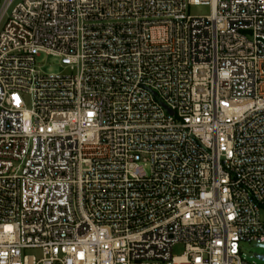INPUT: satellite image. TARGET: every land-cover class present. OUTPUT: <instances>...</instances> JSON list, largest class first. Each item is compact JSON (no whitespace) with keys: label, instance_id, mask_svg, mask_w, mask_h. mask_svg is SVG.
I'll return each mask as SVG.
<instances>
[{"label":"built area","instance_id":"obj_1","mask_svg":"<svg viewBox=\"0 0 264 264\" xmlns=\"http://www.w3.org/2000/svg\"><path fill=\"white\" fill-rule=\"evenodd\" d=\"M253 244L264 0H1L0 264H254Z\"/></svg>","mask_w":264,"mask_h":264},{"label":"rangeland","instance_id":"obj_2","mask_svg":"<svg viewBox=\"0 0 264 264\" xmlns=\"http://www.w3.org/2000/svg\"><path fill=\"white\" fill-rule=\"evenodd\" d=\"M19 1L22 0H17V2ZM189 13L190 15L193 16H206L210 14V9L204 6H192L189 8ZM37 64L40 67L41 71L45 74H56L62 71V68L60 67L59 59L51 55L42 54L37 59ZM25 102L28 108H30L32 105L31 97L26 96ZM148 172H150L149 169ZM184 251H185L184 245L181 244L176 245L173 249V256H180L184 253ZM244 251L249 263L264 264V260H260L254 256L255 254L257 255L264 254V247L250 246L245 248ZM248 255H253V256L249 257Z\"/></svg>","mask_w":264,"mask_h":264},{"label":"water","instance_id":"obj_3","mask_svg":"<svg viewBox=\"0 0 264 264\" xmlns=\"http://www.w3.org/2000/svg\"><path fill=\"white\" fill-rule=\"evenodd\" d=\"M253 246H258L257 244H253ZM264 247V245H263ZM256 258L260 259V260H264V255H255Z\"/></svg>","mask_w":264,"mask_h":264},{"label":"trees","instance_id":"obj_4","mask_svg":"<svg viewBox=\"0 0 264 264\" xmlns=\"http://www.w3.org/2000/svg\"><path fill=\"white\" fill-rule=\"evenodd\" d=\"M0 3H1V0H0Z\"/></svg>","mask_w":264,"mask_h":264}]
</instances>
